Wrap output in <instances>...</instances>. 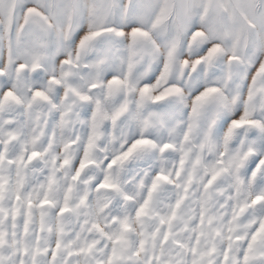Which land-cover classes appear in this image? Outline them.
<instances>
[{"label": "snow or ice", "instance_id": "6c2138e0", "mask_svg": "<svg viewBox=\"0 0 264 264\" xmlns=\"http://www.w3.org/2000/svg\"><path fill=\"white\" fill-rule=\"evenodd\" d=\"M0 264H264V0H0Z\"/></svg>", "mask_w": 264, "mask_h": 264}]
</instances>
